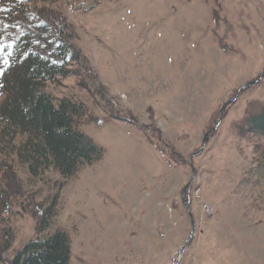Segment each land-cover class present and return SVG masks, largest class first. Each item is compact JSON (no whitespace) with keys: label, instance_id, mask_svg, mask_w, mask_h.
<instances>
[{"label":"rangeland","instance_id":"374dc122","mask_svg":"<svg viewBox=\"0 0 264 264\" xmlns=\"http://www.w3.org/2000/svg\"><path fill=\"white\" fill-rule=\"evenodd\" d=\"M79 2H37L79 57L48 91L86 102L82 130L105 155L61 188L58 177L38 182L45 201L8 222L7 259L58 195L69 264H176L191 215L178 264H264V183L245 182L252 147L236 134L264 107V0Z\"/></svg>","mask_w":264,"mask_h":264},{"label":"trees","instance_id":"16d2710c","mask_svg":"<svg viewBox=\"0 0 264 264\" xmlns=\"http://www.w3.org/2000/svg\"><path fill=\"white\" fill-rule=\"evenodd\" d=\"M32 1L39 17L28 0H0V187L7 189L5 197L0 193V263L69 264V230L55 226L58 195L45 212L36 215L35 237L7 259L17 237L8 222L18 213L29 212L32 203L45 201H38L41 191L34 190L38 182L49 175L58 177L61 188L105 155L104 148L82 130L87 124L86 102L77 95L57 98L48 91L57 79L72 73L79 57L64 30L46 18L51 11L40 9L37 2L62 4V8L80 2ZM236 129L238 138L252 147L245 182L264 183V107ZM13 207L20 211L15 213Z\"/></svg>","mask_w":264,"mask_h":264},{"label":"water","instance_id":"95a60500","mask_svg":"<svg viewBox=\"0 0 264 264\" xmlns=\"http://www.w3.org/2000/svg\"><path fill=\"white\" fill-rule=\"evenodd\" d=\"M251 85H253V82H249V83L247 84V86H251ZM242 91H243V88L240 89L239 93H241ZM238 95H239V94H238ZM238 95H237L236 97L232 98V99L229 100L226 104L223 105V107H222V112L226 109V107H227L228 105H230V104H232V103H234V102L236 101ZM218 124H219V123H218ZM218 124H217L216 126H218ZM216 126L211 130L212 132H215V130H216ZM207 136H208V134H206V136L204 137V144H203L202 148H201L198 152H196V153H194V154H192V155L190 156L189 163H190L191 165H192V158H193L194 156L198 155L199 153H201V152L203 151V149L205 148V146H206V144H207V142H208V137H207ZM192 170H193V175L196 176L197 170H196L195 167H193V165H192ZM189 185H190V182L187 183L186 186L184 187V189H183V194H184V192L186 191V189L189 187ZM185 204H186V206L189 208V203H187V202L185 201ZM191 227H192L191 235H190V237L188 238V240L186 241V243L184 244V246L181 248V250H180V252H179V255H178V259H177L176 264H178V262L180 261V259H181V257H182V254H183L185 248L187 247L188 243H189V242L194 238V236H195V227H196V224H195L194 217H193L192 215H191Z\"/></svg>","mask_w":264,"mask_h":264},{"label":"built area","instance_id":"2783aa9c","mask_svg":"<svg viewBox=\"0 0 264 264\" xmlns=\"http://www.w3.org/2000/svg\"><path fill=\"white\" fill-rule=\"evenodd\" d=\"M202 208H203V211L206 212L207 214H209V215L213 214V209L210 206V204H208L206 202H203L202 203Z\"/></svg>","mask_w":264,"mask_h":264}]
</instances>
